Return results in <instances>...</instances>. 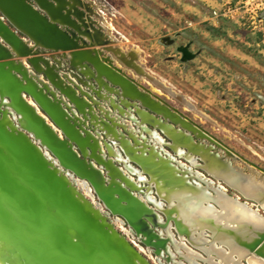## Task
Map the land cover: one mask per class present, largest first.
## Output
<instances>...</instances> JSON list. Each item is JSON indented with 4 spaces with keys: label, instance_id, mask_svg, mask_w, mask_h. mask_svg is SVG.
Returning <instances> with one entry per match:
<instances>
[{
    "label": "rangeland",
    "instance_id": "1",
    "mask_svg": "<svg viewBox=\"0 0 264 264\" xmlns=\"http://www.w3.org/2000/svg\"><path fill=\"white\" fill-rule=\"evenodd\" d=\"M91 8L94 11L93 15L90 14L92 22L86 28L82 26L81 30L84 33L92 31L96 27V12L102 16L104 27L101 32L110 37V44L100 46L97 58L117 68L116 71L122 72L133 86L124 90L119 83L98 74L89 58L46 49L18 33V37L29 41L45 55L35 61H25L29 77L51 98L57 99L67 124L85 138L82 151L40 108L35 109L44 114L46 126L54 129L56 136L62 138L78 158L87 160L88 164L93 162L98 174L102 175V184H108L110 180L120 181L122 188L142 204L146 203L144 192L150 197L151 201L145 205L156 216V223L145 215L141 220L152 235L164 241L162 249L150 243L156 239L145 243L143 233L129 224L123 215L107 208L88 177L75 175L84 182L89 193L94 191L95 195L92 193V198L83 188H79L80 192L104 208L101 207L106 222L113 224L115 231L126 238L133 250L149 264H176L177 261L188 264L186 257L181 255L188 249L200 254L194 255L197 264H212L202 258H208V255L195 248L185 232L181 233L182 238L175 232L174 217L167 218L163 211L169 206L167 200L158 195L153 183H147L149 174L142 171L134 159L127 158L118 140L124 138L134 144L137 139L148 146L153 144L162 156L170 154L169 160L173 164L176 165L172 158L182 163L177 166L180 171L185 169L183 173L190 182H200L203 188L213 193L208 185L211 181L216 189L225 192L218 187L213 176L183 156L190 153L186 145L177 146L182 153L179 155L172 146V138L159 124L149 121L143 124L140 109L147 111L155 122L168 124L172 130L187 134L193 143L203 145L209 152L226 160L230 167H241L243 172L249 169L247 173L250 170L263 173L264 0H92ZM75 11L80 16L87 14L80 6L75 7ZM66 20V26L59 23L57 26L73 40L72 44L77 47L90 45L88 37L73 26L79 22L77 16L67 12ZM94 48L97 49L96 45ZM91 50L90 56L96 57V52ZM48 64L74 99L47 78ZM156 101L166 108L167 115L152 107ZM148 130H153L161 139ZM109 147L116 149L119 159L112 157ZM44 152L50 153H47L48 157L53 156L52 152ZM82 152L88 156H82ZM94 153L101 155L103 161L93 159ZM193 155L196 162L203 163L198 154ZM122 158L126 164L141 170L145 179L139 180L137 173L129 172ZM105 162H110L118 170L115 177L108 173ZM64 171L71 174L69 170ZM195 171L200 175L192 173ZM133 182L138 188L130 187ZM224 185L226 194L232 196L235 191L226 183ZM246 200L255 203L250 198ZM154 201L159 202L160 207ZM260 210L264 212L262 208ZM166 234L182 242L180 249L174 246L173 239L168 241ZM199 235L209 238L202 230L191 232L192 237L198 238ZM203 246H209L206 240ZM232 261L244 264L243 259L234 258Z\"/></svg>",
    "mask_w": 264,
    "mask_h": 264
},
{
    "label": "bare ground",
    "instance_id": "2",
    "mask_svg": "<svg viewBox=\"0 0 264 264\" xmlns=\"http://www.w3.org/2000/svg\"><path fill=\"white\" fill-rule=\"evenodd\" d=\"M8 2H10V4H7ZM91 3L92 0H0V10L3 14H0V125L4 129V133L0 132V135L3 134L7 138H13L17 142L26 141L29 143L31 148L36 151L38 158L40 160L42 159L44 164L58 176L62 185L69 190L74 200L78 202L79 212L81 210L82 214H79L78 212L76 215H72V218L70 219L74 224H70L71 222L68 223V221L66 222L63 219L64 231H67L66 235L73 239L72 242L75 247L81 253L87 254L88 260L91 264H149L146 259L141 257L137 251L133 250L132 247L128 245V242L125 240L126 238L118 234L115 231L116 229L112 227L109 222H106L105 217L99 210L101 208L98 207V205L96 206L99 209L88 201L83 193L80 194L76 192L71 178L72 186L68 183L67 179L63 176H68L69 173L64 171L68 170V168L64 166L66 160L70 157L67 150H72L62 138L60 139L56 136L54 129L46 126V123H44V114L37 113L38 111L35 109L37 107L40 108L49 118L50 116L40 107V105L45 107L52 117V119L50 117L52 122L61 128L65 136L75 141L82 151V147H85L83 146L86 141L85 138H83V136H80L82 138H78L79 134L77 139L75 136H71L68 129L70 128L72 130V128L67 124V120L57 103V99L51 98L42 88L36 85V82L32 77H29L30 71L26 67L25 61L29 59L35 61L45 55L39 52L35 46L29 43V41L21 37H28L32 40L31 42H36L38 45L42 44L46 49L55 52L62 51L65 54L73 55V57H87L94 64L98 74H103L112 81L119 83V85L123 86L124 90H128L133 86L131 82L127 81L126 76L122 72L119 73L99 66L102 62L97 58V50L102 48L100 47L102 44L108 46V44H110V37L102 34L101 29L104 27L101 24L102 16L97 12L95 18L96 27L87 33H84L85 31L81 30L82 26L86 28L92 22L90 14L93 15L94 11L91 8ZM4 6H7L10 9L12 8L15 12L12 11V15H8L3 11ZM77 6L86 10V16H80L78 11H75V7ZM42 11H45L47 15ZM67 12L77 16L79 22L77 25L73 26L78 28L79 33L88 37L90 45L87 44V46L77 47L78 45L72 44L73 40H71L68 35L64 34V31L57 26V23L62 26L68 24L66 23L67 20L64 18ZM5 18L14 25V28L22 31L23 36L18 37L17 30H13V27L8 26ZM4 23H6L8 27ZM72 23L74 22H70L69 24ZM106 29L108 30L107 27ZM103 30L105 31V29ZM95 45L97 49L94 48ZM91 48L96 52V57L90 56L89 49ZM12 53L14 55H12ZM64 53L62 54L64 55ZM132 53H134V51ZM45 71L47 78H50L54 84H57L55 85L56 87H59L64 94L74 99L69 89L58 80V78L60 79L59 75L53 72L49 64ZM38 78H40V76ZM41 83L44 84L43 82ZM25 95L30 96L32 99L28 100ZM157 101L154 102V106L152 107L157 108L158 111L166 114V108ZM148 106L151 107L150 104H148ZM138 112L143 124L146 121L153 124H159L164 133H167L172 138L173 143L175 144L174 149H178L181 145H186L190 154L196 152V149L192 146L193 142L187 134L172 130L171 126L168 124L155 122V120L150 119L147 111L138 109ZM142 126L145 127L144 125ZM148 131L156 137H159V135L155 134L153 130ZM72 133L77 134L74 130H72ZM8 135H13V137ZM109 137L111 136L109 135ZM160 139L161 138L159 137V140ZM80 140H82V142ZM118 141L128 159H134L139 163L140 159L136 158V156L146 157V167L144 164H139L140 167H142L141 169L147 171L150 175V179L147 180V183L154 182L155 185L162 190L161 192H163V194H160L161 198L166 199L169 196L171 198L170 203L167 201L169 206L165 209L166 212L171 207H174L175 209L177 205L174 204V196H178V194L175 193L176 191L182 190V193H184L183 196L188 197V201L183 203V206H181V209L178 211L179 219L183 226L188 227L190 225L194 231L197 227H208L209 231L212 229L210 231L211 235L213 234V236H211V248L217 256V258H212L213 264H235L238 261L233 262L232 259L234 258L238 260L243 259L244 264H264V259L253 253V250L256 249V245L257 247L259 246L258 250L262 251V249H264V212L260 210L261 208L264 210V175L262 172L250 170V173H247L249 169L247 172H243L241 167L232 168L228 165L226 160L224 161L220 157H217L216 155L214 156L213 153L205 148V151L201 152L202 156L198 154V156L201 158L203 157L205 161L203 167L209 173L217 177L220 176L223 181L244 196V200H242L236 195L229 196L226 192L221 191L227 199L218 202L219 197L215 192L210 193V197L207 198L204 191L208 188H203L204 186L202 187L200 182L196 181V189L193 192L189 191L188 177L183 173L185 169L180 171L177 166L178 162L172 158L176 163L175 165L169 160L170 154H168V157H164L153 144L148 146L142 140L138 141L135 139L136 142L134 144L124 138H120ZM94 145L95 143H93V146ZM146 147H148V149ZM108 149L111 154H113V158L119 159V154L116 149L110 147ZM44 150L52 152L54 157H48L50 153L47 152L48 155ZM177 152L182 154L180 150ZM72 153L78 158L76 153L73 151ZM82 156L88 155L82 152ZM185 156L189 157V155ZM190 158L191 157H189V159ZM78 159L83 160L81 158ZM121 160L126 164L127 161L123 158ZM83 161L87 162V160ZM206 165L209 168H207ZM126 167L128 171L130 170L132 173H137L139 180L145 179V176L142 175L138 169H135L128 164H126ZM108 170L112 177H115L118 173V170L114 172L111 167H109ZM73 173L78 175L74 171ZM192 173L200 175L198 172ZM177 175L183 176V178H180ZM71 176L72 175L70 174V177ZM122 178L124 179L123 176ZM73 181L76 185L82 186L83 190H86V192L89 193V189L83 185V182L79 183L76 179ZM115 182V184L121 188V182ZM133 183L130 184V187H137V185ZM208 185L213 190H218L213 186L212 182L209 181ZM221 189L224 190L223 188ZM129 194L131 193L129 192ZM131 196L138 200L136 196H133L132 194ZM98 197L107 206L105 200L99 195ZM143 198L147 203L146 197L143 196ZM247 198L254 200L255 203L252 204L247 200L245 201ZM109 200L114 202L113 205L115 208H117L115 201L123 202L122 199H120V192L117 190H112ZM205 200L207 201L205 202ZM211 200L213 202H211ZM138 202L140 201L138 200ZM222 203H225L227 206L224 208ZM145 204L143 203V206L146 208ZM205 204H210V206L205 207ZM130 205V212L132 214L128 215H130L133 221L137 222L140 226L144 225L146 228V223L141 220L143 215L136 213L137 209L132 207V204ZM155 205L160 207V204L157 201L155 202ZM73 207H75V205ZM7 211L11 216L12 213H14L9 209H7ZM116 213L123 215L121 212ZM150 213H152L151 210L147 209V211H145V216L152 221ZM123 216L128 220L125 215ZM174 217L177 218V214H175ZM217 218L222 220H217ZM9 219L5 218L6 221L0 219V264H34L29 249L23 245L17 237L19 235L18 230L22 229L21 227H23V225L21 224V227L19 226L18 229L14 227L15 225L12 226V231L17 232V235H14V233L10 231L9 223L11 224L12 222L9 221ZM152 222L154 224L156 223L155 221ZM75 225H77V228ZM142 239L146 241L148 237L145 236L142 237ZM216 239H218V241L215 243L214 240ZM254 240H256V245L250 248L251 250L248 249L245 244H250ZM172 241L175 244L179 242V245H182V242L179 240L175 241L173 239ZM183 247L186 246L183 245ZM187 252L192 255H200L198 252L189 249ZM261 254L264 256V252ZM209 258L210 255H208V259Z\"/></svg>",
    "mask_w": 264,
    "mask_h": 264
},
{
    "label": "water",
    "instance_id": "3",
    "mask_svg": "<svg viewBox=\"0 0 264 264\" xmlns=\"http://www.w3.org/2000/svg\"><path fill=\"white\" fill-rule=\"evenodd\" d=\"M7 6L3 11L12 15L13 9ZM0 14L3 15L1 10ZM6 20L8 26H14ZM40 107L51 117L45 107ZM0 130L4 133L1 125ZM7 209L14 212L12 216ZM78 212V202L29 143L0 135V219L10 218L9 227L14 235L17 232L12 231V226L18 229L23 225L17 237L29 249L34 264H91L87 254L81 253L64 231L63 219L74 224L70 218Z\"/></svg>",
    "mask_w": 264,
    "mask_h": 264
},
{
    "label": "flooded vegetation",
    "instance_id": "4",
    "mask_svg": "<svg viewBox=\"0 0 264 264\" xmlns=\"http://www.w3.org/2000/svg\"><path fill=\"white\" fill-rule=\"evenodd\" d=\"M97 56H98V52H97ZM100 67H102V68H106V69H109V70H112V71H116V69L117 68H115V67H113L112 68V66H111V64L110 63H101L100 65H99ZM69 130V132L71 133V136H75V138L77 139V136H78V134H76V133H72V130L69 128L68 129ZM80 136H78V138H79ZM81 142H82V140H80ZM173 146V148H174V146H175V144L174 145H172ZM192 146L196 149V152H194L193 154H199L200 156H202L201 155V152H203V151H205V147L203 146V145H200V144H196V143H192ZM176 151H178V149H175ZM181 151V150H180ZM67 152L69 153V158H68V160H66V164H65V166L64 167H66V168H68V170L71 172V174H72V172L74 171V172H76L78 175H76V174H74L72 177H70V174H68V176L67 175H63L62 173H60L59 171V173L61 174V175H63L66 179H67V181H68V183L72 186V183H71V180H72V182H73V187L75 186L79 191H80V189L79 188H83L82 186H80V185H76L75 183H74V179H76V180H78V181H81L80 179H77L76 178V176H78V177H88L89 179H90V181H91V185H93V187H94V189H95V191L97 192V194L99 195V196H101L104 200H105V203L107 204V206L109 207V208H111V210L113 211V212H121L123 215H125L126 217H127V219H128V222H129V224H131V225H134L136 228H137V230L138 231H140V233H143L144 234V237L145 236H147L148 237V239L145 241V243H147V244H149V241L148 240H150V239H156V240H154V241H150V243L151 242H153L154 244H155V246L156 247H163V245H164V242H163V240H160V239H158V238H156V235L154 236V235H152L150 232H148L149 230H147V227L145 228L144 227V225H142V226H140L137 222H135V221H133V219L130 217V215H128V214H132L131 212H130V208H131V205L130 204H132L133 206L132 207H135L136 209H137V211H136V213H140V214H142L143 216L145 215V211H147V209L143 206V204H141L140 202H138V200H136L135 198H133L132 196H131V194H129V192L127 191V190H125L124 188H122V186H121V188H119L115 183V181L114 180H110V182L108 183V184H106V183H104V184H102L104 181L102 180V175L100 176L99 174H98V172L95 170L96 168H95V166H94V164H93V162H91V166L88 164V161L86 162V161H83V160H79L78 158H76L74 155H73V153H72V151H69V150H67ZM190 152V151H189ZM94 154H96V153H94ZM179 154V153H178ZM192 154V156H191V154L189 153V157H191L190 159H189V157H186L185 155H183L185 158H188L190 161H191V163H193V164H195V165H198V166H200L204 171L206 170L204 167H203V165H205V161H204V159H203V157L201 158L202 159V161H203V163L202 164H199L198 162H196L195 161V159L193 158V155ZM180 155V154H179ZM214 155V154H213ZM215 156V155H214ZM54 157V156H53ZM93 159L95 158V159H97V160H100V162H102L103 160H102V158H101V155H99V154H96V155H94V156H91ZM136 158H139L140 159V164H144V166L146 167V163H145V161H146V157H142V156H136ZM176 162H178V166L180 165V164H182L180 161H176ZM180 162V163H179ZM54 165V164H53ZM105 165H106V168H107V170H108V168L109 167H111L113 170H114V172L117 170L113 165H111L109 162H105ZM55 166V165H54ZM207 166V165H206ZM56 167V166H55ZM72 168V170L73 171H71V168ZM57 168V167H56ZM95 168V169H94ZM142 168V167H141ZM182 168H185V167H182ZM207 168H209L208 166H207ZM58 169V168H57ZM178 169H179V167H178ZM180 170V169H179ZM143 171V170H142ZM139 172H141V170L139 171ZM144 172H147V171H144ZM196 172V171H195ZM206 172H208L207 170H206ZM108 173H110V171L108 170ZM148 173V172H147ZM209 173V172H208ZM86 174H87V176H86ZM149 174V173H148ZM211 176H213L214 178H215V181H217L219 184H218V187H220V188H223L224 189V191L226 192V190H225V185H224V183H226L225 181H223V179L222 178H220V176L219 177H217V176H215V175H213V174H211V173H209ZM76 175V176H75ZM109 175V174H108ZM110 175H111V173H110ZM204 175V174H203ZM263 175H264V172H263ZM150 176V175H149ZM178 177H180V178H183V176H179V175H177ZM187 177V176H186ZM212 177V179H214ZM70 178H71V180H70ZM109 178H110V176H109ZM147 179V178H146ZM148 179H149V177H148ZM189 179V178H188ZM221 180V181H220ZM189 181V180H188ZM222 181L224 182V183H222ZM82 182V181H81ZM148 182V181H147ZM195 182L196 181H194V183H192V182H190L189 181V184H188V186H189V191H191V192H193L195 189H196V184H195ZM211 182V181H210ZM84 183V182H83ZM186 183V182H185ZM184 183V184H185ZM153 184L155 185V183L153 182ZM227 184V183H226ZM84 185V184H83ZM228 185V184H227ZM156 186V190H157V193H158V195L160 196V194H163V192H161L162 190L157 186V185H155ZM214 186V185H213ZM224 186V187H223ZM228 186H230V185H228ZM74 187V189L76 190V192H78V193H82V192H79L76 188ZM86 187V186H85ZM149 187V186H148ZM231 187V186H230ZM232 188V190H234L235 192H233L234 194L233 195H236V196H238L240 199H242V200H244V196L242 195V194H240L235 188H233V187H231ZM112 190H117V191H119L120 192V199H122V201L123 202H116L115 201V204L117 205V208H115V206L113 205V203L114 202H111L110 200H109V197H110V193L112 192ZM177 190H179V189H177ZM84 192V191H83ZM91 192H92V188H91ZM183 191L182 190H179V191H176L175 193L176 194H178V196L176 197V196H174L175 198H174V200H175V202H174V204H177L176 205V207H175V209H174V207H171L167 212H166V210L165 209H163V211L165 212V214L167 215V218H170V217H174V216H172V214H177V218H175L174 217V219H175V229H176V231L175 232H177L178 234H179V236L180 235H182L181 233L182 232H185L184 234L186 235V237L189 239V241L191 242V244L195 247V248H199L201 251H202V254H205V255H210V258L208 259V258H204V257H202L205 261H208V262H211L212 264H213V262H212V258H217V256L214 254V252L212 251V248H211V245H212V238H211V236H213V234L211 235V233H210V231L212 230V229H210V231H209V228L208 227H197L196 228V230L194 231L191 227H190V225L188 226V227H185V226H183V224H182V222H181V220L179 219V214H178V211L181 209V206H183L182 204L183 203H185V202H187L188 201V197H186V196H183L184 195V193H182ZM205 192V195L207 196V198H209L210 197V191H209V189H207V190H205L204 191ZM208 192V193H207ZM213 192H215V194L219 197V200H218V202H221L223 199H227V197L225 196V195H223L220 191H218V190H213ZM93 193V195H95V193H94V191L92 192ZM92 193H90V195L92 196ZM84 194V193H83ZM144 197H146V200H147V202L149 201L150 202V198H148L149 196L144 192V195H143ZM84 197H86V199L88 200V201H90L94 206H96V205H98V207H102L101 205H99V203L98 202H96V201H91L89 198H87V196L84 194ZM94 196H92V198H93ZM150 199V200H149ZM167 199V201L170 203V196L168 197V198H166ZM173 199V198H172ZM127 203H126V202ZM207 200H205V202H206ZM154 202H156V201H154ZM167 202V203H168ZM211 202H213L212 200H211ZM95 203V204H94ZM168 203V204H169ZM215 203V202H214ZM215 204H217V203H215ZM105 205V204H104ZM222 205H223V207L225 208L227 205L225 204V203H222ZM232 206H234L233 204H231ZM210 206V204L208 205V204H205V207H209ZM97 207V206H96ZM97 207V208H98ZM103 208V207H102ZM102 208L101 209H99L100 210V212H101V214L105 217V215H104V213L102 212ZM104 209V208H103ZM150 216H151V219H152V221H154V217H156L154 214H152V213H150ZM124 217V216H123ZM217 220H222V219H219V218H217ZM110 223V222H109ZM111 225H112V227H114L113 226V224L112 223H110ZM154 224V223H153ZM203 231L205 234H208V236H209V238H207V239H205V238H203L202 236H200L199 235V237L198 238H196V237H192L191 236V232L193 233V232H199V231ZM166 235H168V234H166ZM184 235V236H185ZM181 237V236H180ZM168 241L170 240V239H172L169 235H168ZM182 238V237H181ZM205 240L207 241V244L209 245L208 247H205V246H203V242H205ZM144 241V240H143ZM218 241V239H216V240H214V242L216 243ZM181 242V241H180ZM256 243V240H254L253 242H251L250 244H245L246 245V247H248V249H250V248H252L254 245H256L255 244ZM243 245V244H242ZM244 245V246H245ZM174 246L177 248V249H180V245H179V242L178 243H174ZM162 247H161V249H162ZM259 247V246H258ZM258 247H257V245L255 246V250H253V253L255 254V255H257V256H259V257H261V258H263L264 259V256H262V252H264V249H262V251H260V250H258ZM263 247H264V245H263ZM251 250V249H250ZM181 255L182 256H184V257H186V259H187V262H188V264H197L196 263V261L194 260V255H192V254H189L187 251L185 252V253H181ZM212 255V256H211ZM200 256V255H199ZM176 264H181L180 262H178L177 261V263Z\"/></svg>",
    "mask_w": 264,
    "mask_h": 264
},
{
    "label": "built area",
    "instance_id": "5",
    "mask_svg": "<svg viewBox=\"0 0 264 264\" xmlns=\"http://www.w3.org/2000/svg\"><path fill=\"white\" fill-rule=\"evenodd\" d=\"M213 12H215V11H213Z\"/></svg>",
    "mask_w": 264,
    "mask_h": 264
}]
</instances>
